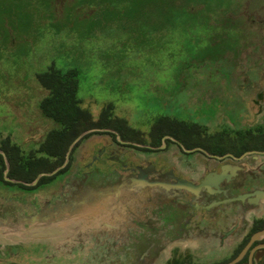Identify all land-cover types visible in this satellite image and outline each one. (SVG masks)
<instances>
[{"label":"rangeland","instance_id":"rangeland-1","mask_svg":"<svg viewBox=\"0 0 264 264\" xmlns=\"http://www.w3.org/2000/svg\"><path fill=\"white\" fill-rule=\"evenodd\" d=\"M135 1L96 0L89 6L79 5V0H0V141L10 136L30 151L54 128L39 109L47 91L36 80L53 63L80 71L81 105L93 119L113 104L114 118L144 136L162 116L200 120V125L215 115L243 118L241 111L251 105L248 90L254 86L248 80L264 73V0H197L190 23L162 27L155 11L142 31L137 14H129ZM153 10L149 7V16ZM230 78L234 87H241V111H231L205 94L230 90ZM246 115L249 123L251 116ZM218 118L215 125L206 124L210 134L219 130ZM239 128L242 135L248 129L244 123ZM92 137L74 153L81 165L90 161L97 146L105 145ZM4 188L0 180V220L11 223L0 227V263H121L106 255L111 242L83 240L96 227L92 219L86 217L79 225L70 218L49 223L36 222L35 216L21 219L15 212L21 207L18 201L24 203V192L16 186ZM57 193L36 192L24 198L42 203Z\"/></svg>","mask_w":264,"mask_h":264},{"label":"flooded vegetation","instance_id":"flooded-vegetation-1","mask_svg":"<svg viewBox=\"0 0 264 264\" xmlns=\"http://www.w3.org/2000/svg\"><path fill=\"white\" fill-rule=\"evenodd\" d=\"M249 81L260 87L248 90V112L239 108L245 106L237 103L241 87H234L232 78L230 90L205 93L231 111L244 112L238 121L215 115L200 125V120L164 116L159 123L155 119L147 136L126 121H101L109 126L82 133L69 160L66 156L54 171L64 167L47 176L51 180L28 186L33 189L18 188L24 203L18 201L15 214L48 223L70 218L77 225L92 219L96 227L83 240L111 242L106 255L120 264H229L239 257L234 264H264V201H233L264 190V73ZM217 118L219 130L210 134L206 124L215 125ZM242 123L248 128L244 135ZM91 137L105 145L81 165L74 153ZM5 181V190L14 187ZM180 182L201 188L189 191ZM54 190L58 193L42 203L24 198ZM59 230L66 232L61 225Z\"/></svg>","mask_w":264,"mask_h":264},{"label":"trees","instance_id":"trees-1","mask_svg":"<svg viewBox=\"0 0 264 264\" xmlns=\"http://www.w3.org/2000/svg\"><path fill=\"white\" fill-rule=\"evenodd\" d=\"M94 1L96 0H79L78 4L92 6ZM102 1L99 0V4H103ZM177 1L136 0L130 8L129 14L131 16L137 14L136 23H139L141 31L148 26L155 11L160 14L158 16L159 25L162 27L170 24L186 25L191 22L195 12L194 8L198 2L197 0H185L181 5ZM149 7L154 9L151 16L147 13ZM198 18L200 19V15ZM36 80L47 91V95L39 102V109L42 116L54 124V128L47 132L44 140L35 149L30 151H25L10 136L0 141V150L5 153L9 162L8 177L24 183H32L39 174L52 172L61 166L70 146L82 133L94 127L109 126L102 124L101 121L125 122L122 119L114 118L115 106L113 104H110L108 109L101 114L99 123L94 121L90 111L81 105L82 99L79 95L81 76L80 71L76 68L63 69L53 63L45 72L37 74ZM164 118V116L158 117V123ZM111 127L115 128L113 125ZM5 170L6 161L0 154V180L4 179ZM51 179V177L43 176L37 184L40 185ZM5 185L16 186L20 189H33V187L22 183L14 184L5 181ZM11 249L17 251L21 248Z\"/></svg>","mask_w":264,"mask_h":264},{"label":"water","instance_id":"water-1","mask_svg":"<svg viewBox=\"0 0 264 264\" xmlns=\"http://www.w3.org/2000/svg\"><path fill=\"white\" fill-rule=\"evenodd\" d=\"M82 138V136L78 137L73 143L72 145L70 146L69 148V151H68V154H67V161L69 160V156L74 148V146L77 144V142ZM0 154L5 158V161H6V170L4 172V179L6 181H11V182H15V183H22L26 186H34L38 183V181L40 180L41 177L43 176H52V175H55L61 168H63L64 166H62L61 168H58L56 171L52 172V173H41L35 180L34 182L32 183H24V182H21V181H15V180H12L8 177V172H9V162L7 160V157L5 155V153L3 151L0 150ZM204 185V184H203ZM206 185V183H205ZM180 186L189 190V191H195V190H199L201 188V186H195V185H192L190 183H187V182H180ZM247 198H252L251 201H254V202H261V201H264V190H257L255 191L254 193L252 194H247V195H243V196H239L238 198H235L233 199V201H236V200H240V201H244L245 199ZM29 221H31V219L29 218ZM37 221H43L45 222V219H40V220H37L36 218V222ZM27 223H30V222H27ZM35 223V222H34ZM11 223H9L8 221L6 220H0V227L1 226H4V225H10ZM241 257L237 258L236 260H234L233 262L229 263V264H234L236 263Z\"/></svg>","mask_w":264,"mask_h":264}]
</instances>
